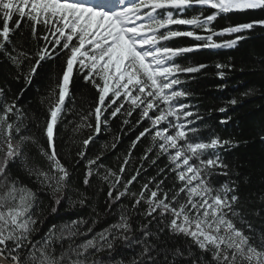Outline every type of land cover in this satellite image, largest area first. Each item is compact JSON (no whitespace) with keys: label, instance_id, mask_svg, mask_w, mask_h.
<instances>
[{"label":"snow or ice","instance_id":"snow-or-ice-1","mask_svg":"<svg viewBox=\"0 0 264 264\" xmlns=\"http://www.w3.org/2000/svg\"><path fill=\"white\" fill-rule=\"evenodd\" d=\"M193 8L200 10L189 15ZM207 10H212L211 14H206ZM257 10L264 11V0H0V55L16 69L13 79L23 77L25 85H30L42 62L61 55L64 58L62 75L41 98L47 110L43 121L47 149L29 127L35 115L18 106L20 96L9 101L5 88L0 87V264H126L113 258L118 242L138 249L127 264H178L181 260L190 264H264V225L257 228L248 219L250 215L260 217L261 211L249 210L242 201L240 181L231 179L230 166L220 154L221 149L235 147L237 142L216 134L201 138L200 129L193 125L202 117L182 102L192 93L177 87L184 83L181 74L199 73L207 67L203 63L182 64L178 58L201 49H232L250 38L247 33L257 27L264 29V19H257L216 30L213 25L218 17ZM21 25L30 29L33 41H44L33 54L23 50L21 40L12 39ZM179 25L190 26V30L173 28ZM179 37L199 43L169 44ZM223 37L229 38L216 39ZM215 66L221 79L224 70L232 68L231 64ZM77 76L97 94L72 129L74 134L92 130L80 141L83 148L76 153V165L86 161L83 185L90 187L94 176L108 184V214L112 204L122 198L131 204H121L117 222L99 232H94L97 219L86 228L88 222L77 219L52 225L36 238L41 230L37 224H42L33 211L38 207L36 192L12 179L9 165L19 160L57 206L65 200L70 207L83 206L89 199L85 192L71 188L72 172L61 161L56 144L72 95L70 86ZM253 93L250 89L242 95ZM237 103L236 99L228 101L233 106ZM227 110L218 109L221 113ZM137 111L139 118L133 127L145 121L148 126L132 140L118 172L101 162L103 151L87 158V147L112 119L123 116L122 125H129L128 118ZM230 120L226 116L220 124ZM145 137H150V145L140 157L141 166L124 180L133 150ZM120 139L116 135L110 145H104L105 150H115ZM28 145L37 147L45 166L35 163ZM154 150L151 164L166 156L168 165L139 191H133L131 186L145 170L143 161L149 160ZM168 173L175 176L170 188L165 187ZM217 176L229 179L218 185ZM73 192L78 199H73ZM141 205L143 212L139 211ZM130 213L142 215L147 223L134 229ZM165 231L190 243L169 247L160 239Z\"/></svg>","mask_w":264,"mask_h":264},{"label":"trees","instance_id":"trees-1","mask_svg":"<svg viewBox=\"0 0 264 264\" xmlns=\"http://www.w3.org/2000/svg\"><path fill=\"white\" fill-rule=\"evenodd\" d=\"M199 10V8H193L188 14H195ZM211 11L207 10L206 14H211ZM257 19H264V11L257 10L220 16L213 26L216 30H219L229 24ZM173 28L181 31L190 30V26L185 25L173 26ZM21 31H23V36H21ZM247 35L250 37L249 39L241 41L238 46L232 49H201L186 53L183 57L178 58V62L182 64L203 63L207 67L199 73L181 74L180 79L184 83L177 87L187 89L192 93L190 97L182 102L190 104L192 106L191 110L202 117V119L196 120L193 125L200 129L199 135L201 138L207 140L210 136L216 134L237 142L235 147L226 148V150L221 149L220 154L230 166L231 179L240 181L242 201L247 204L249 210L259 209L261 211L260 217L251 215L248 217L249 220L254 222L255 227L261 228L264 225V141L261 140V136H264V29L257 27ZM12 39L14 42L18 39L21 40L23 50L28 51L30 54L36 51L37 44L40 46L44 44L42 40L33 41L30 29L24 30L23 25H21V29L16 31ZM49 39H52V37H49ZM195 43L199 42L188 37L175 38L169 42L172 46H188ZM217 63L232 65L230 70H224L226 74L223 79L217 75L218 70L215 66ZM27 66L28 61H25L24 71H27ZM63 67L64 58L62 55L42 62V66L38 68L32 83L26 86L23 77L19 81L13 79V76L16 75V69L0 55V87L5 88V95L9 101L16 96H20L17 101L18 106L26 113L35 115V121L31 122L29 127L31 132L35 133L40 145L45 149H47V140L43 135V121L47 118V110L45 105L41 104V98L48 95L53 82L62 75ZM22 89L23 94L21 95ZM250 89L254 90L252 95H242ZM70 90L72 95L67 101L65 119L59 126L56 144L61 161L72 172L71 188L85 192L89 199L83 206L77 203L74 207H70L67 200L57 206L52 196L45 190H41V186L36 182V177L29 175L22 169L19 160L10 164L11 178L18 179L21 185L27 186L36 192L38 207L33 211L42 221V224H37V227L41 230L36 238L43 236L52 225L58 226L77 219H84L88 222L84 226L85 228L92 224L94 218L97 219L98 223L95 225L94 232H99L109 224L117 222L121 204H131L129 199L122 198L121 201L112 204L111 213L108 214L106 213L110 203L107 201L108 184H101L99 179L94 176L90 187L85 188L83 185L86 161L82 160L76 165L75 162L79 159L76 153L83 148L80 141L87 138L92 130L84 129L80 134H74L72 129L79 123L81 111L86 113L89 104L95 101L97 94L94 88L85 85L80 76L74 79ZM85 98H87V102H85ZM232 99L238 101L235 106L228 104V101ZM221 107H227V113L219 112L218 109ZM226 116H230L231 120L226 125L220 124V120L226 118ZM138 118L139 111L128 118L130 120L129 125H122L123 116L112 119L109 125L87 147V158H93L103 151L104 156L101 162L118 172L132 140L144 127L148 126V122L145 121L141 126L133 127ZM69 121H72V123L69 124ZM91 122L93 125L95 124L94 118ZM36 123H40L41 127L37 128ZM66 125L67 127H65ZM122 128L123 132H121ZM116 135L121 137L117 148L112 150L109 147L105 150L104 145H110ZM73 140L76 143H72ZM149 145L150 137L142 138L137 144L132 153V162L124 174V180L129 179L134 174L135 169L141 166L140 157ZM28 149L30 155L35 157L36 164L46 165V161L39 155L36 146L28 145ZM149 156V160L143 161L145 170H142L137 181L131 186L133 191H139L143 183L147 182L150 177L156 176L160 168H165L168 165L166 156H160L155 165L151 164V159L156 157L155 150ZM29 163H32V161L30 160ZM236 173H239V176ZM168 177L165 182L166 188L172 187L175 183L174 174L168 173ZM215 179L219 185L229 177L217 176ZM101 187L102 190H100ZM72 194L73 199L79 198L76 192ZM53 207L57 208L56 212L52 211ZM143 209L144 206L141 205L139 211L143 212ZM130 215H132L131 222L134 229H138L141 224L147 223L142 215L132 213ZM153 230H155L154 227ZM160 239L161 241H167L169 247L177 245L184 247L185 244L190 243L183 237H170L167 231L161 235ZM137 250L126 248L118 242L113 258L116 260L123 259L127 264V261ZM194 251L199 254L195 248ZM101 255L106 257L107 253ZM178 264H190V262L181 260Z\"/></svg>","mask_w":264,"mask_h":264},{"label":"rangeland","instance_id":"rangeland-1","mask_svg":"<svg viewBox=\"0 0 264 264\" xmlns=\"http://www.w3.org/2000/svg\"><path fill=\"white\" fill-rule=\"evenodd\" d=\"M0 147H3V144L2 143H0ZM57 194H59V193H57Z\"/></svg>","mask_w":264,"mask_h":264}]
</instances>
